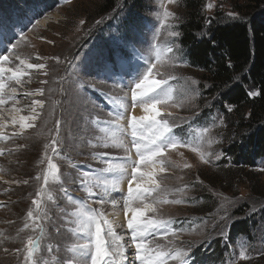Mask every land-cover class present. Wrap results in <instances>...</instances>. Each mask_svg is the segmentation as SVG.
Here are the masks:
<instances>
[{
  "label": "rangeland",
  "instance_id": "obj_1",
  "mask_svg": "<svg viewBox=\"0 0 264 264\" xmlns=\"http://www.w3.org/2000/svg\"><path fill=\"white\" fill-rule=\"evenodd\" d=\"M9 1H16V8H22L19 14L25 17L19 20L20 24L11 26L10 30L14 31L9 30L8 39L16 47L8 45L10 63L0 67L14 69L21 66L23 60L21 67L27 74L21 77L20 84L8 79L11 73L5 74L3 80L6 85L3 95L7 99L0 104V149L4 150L0 155V264H33L26 259L30 237L39 243L33 254L36 261L39 256V264H89L91 254L85 255L76 247L89 241L86 232L89 215L84 203L103 213V218L110 221L117 235L122 237L127 257L124 264H138L136 245L129 238L132 233H129L128 223L121 219L127 210V177L132 171L131 165L124 168L123 178L116 171L108 176L97 174L98 168L108 170L129 158L139 161L130 143L131 115L132 110L143 106L133 107L132 82L138 70L145 69L150 61L155 63L157 58L160 62L152 69L149 80L161 81L157 92L165 89L164 95L168 97L167 103L157 106L162 114L158 119L166 118L172 128L178 127L182 137L170 133L180 141L178 146L166 149L162 157L156 158V164L140 167L142 173L155 172L160 189L147 200H134L130 207L144 212L140 222L144 218L164 221L169 229L149 228V232L157 236L145 242L146 249L154 247L167 253L161 257L166 264H184L187 253L195 249L197 262L201 250L208 249L207 255L213 259L209 264H225L223 261L226 264H264V160L256 161L252 169H236L230 148L245 135L239 124L240 111L235 112L229 106L215 108L217 97L207 96L206 77L189 64L179 43L181 35H169L173 30L181 33L189 14L188 0L172 3L121 0L115 11L106 14L102 12L103 0H53L54 5L48 11L43 0H30V3L3 0L0 21L8 20V25L17 16L8 9L12 3ZM200 1V14L206 22L226 24L264 14V0H260V7L247 0ZM165 8L173 15L165 18ZM128 19H134L137 31L135 42L125 47L123 37ZM169 47L173 48L171 53ZM4 50L0 47V53L9 54ZM101 51L110 61V71H103L100 62L90 56ZM30 63L45 67L27 69ZM84 63H87L86 71ZM12 88L16 89L14 93ZM99 93L109 104L115 105L116 101L120 112L115 114L101 103ZM37 102H42L43 108ZM202 112L206 116H202ZM21 116H35L25 121L34 127L22 128ZM57 120L60 121L59 136L55 127ZM139 131L148 136L147 129ZM53 140L58 143L53 145ZM120 143L131 151L115 146ZM104 155H114L118 162L108 163ZM201 156L209 162L205 163ZM49 159L59 171L56 179L49 177L45 185ZM223 161L227 164L222 165ZM98 162L101 164L97 165ZM24 180L28 183H23ZM204 180L216 182L217 189ZM221 181L226 182L219 186ZM85 185L89 186L85 188ZM43 186L46 189L42 194ZM67 189L81 193L83 202L64 195ZM52 192L56 202H48L46 215H41L33 200L42 196V205ZM207 193L212 196L209 202L205 199ZM153 200L179 203L153 205ZM149 206L156 211H148ZM240 210L245 214L237 216ZM29 211L33 212L31 218L27 215ZM240 219L250 220L251 236H242L231 243L228 241L231 228ZM185 220H189L186 227ZM70 229H75L76 233L71 234ZM220 237H223L221 246L215 241ZM240 253L246 258L241 259Z\"/></svg>",
  "mask_w": 264,
  "mask_h": 264
},
{
  "label": "trees",
  "instance_id": "obj_2",
  "mask_svg": "<svg viewBox=\"0 0 264 264\" xmlns=\"http://www.w3.org/2000/svg\"><path fill=\"white\" fill-rule=\"evenodd\" d=\"M45 1L51 10L53 0ZM119 1L121 0H103L102 12L106 14L115 11ZM247 1L254 6L261 5L260 0ZM2 3L3 0H0V9ZM200 4V0L187 1L189 14L180 29L179 43L191 67L204 73L208 85L207 96L210 99L217 97L213 104L215 108L224 109L229 106L235 112L240 111L239 124L245 135L230 148V158L236 169H252L256 166V161L264 160V14L251 20L240 19L226 24L211 21L209 24L200 14ZM251 90L260 94L251 97ZM202 116H206L205 112H202ZM225 164L227 161H223L222 165ZM204 181L217 189L216 182ZM225 182L221 181L219 186ZM205 199L209 202L212 196L208 194ZM244 214V210L237 212V216ZM262 219L264 221V209ZM249 221L240 219L234 223L228 241L234 243L242 236H251ZM221 240L220 237L215 241L220 245ZM207 254L208 249L201 250L198 261L213 260Z\"/></svg>",
  "mask_w": 264,
  "mask_h": 264
},
{
  "label": "snow or ice",
  "instance_id": "obj_3",
  "mask_svg": "<svg viewBox=\"0 0 264 264\" xmlns=\"http://www.w3.org/2000/svg\"><path fill=\"white\" fill-rule=\"evenodd\" d=\"M169 3H172L173 0H168ZM209 8L212 5H208ZM173 14L168 12L165 8L164 16L165 18L172 16ZM232 15L231 13L229 14ZM209 24L211 21H207ZM3 28L2 23H0V29ZM126 34L123 37L124 46L127 47L135 42L134 36L137 31V24L134 20L128 19L125 21ZM14 31V30H10ZM170 36L178 37L180 33L178 31L169 32ZM0 37H3V31H0ZM23 36L19 37V40H22ZM18 42V41H17ZM8 45H12V47H16L13 42H10L8 38H0V47H3L4 53H9ZM173 45L175 42L173 41ZM168 51L171 53L173 51L172 47L168 48ZM9 55L11 53L5 55L0 53V65L8 64ZM91 57L97 59L100 62V67L104 71H110L109 64L110 61L105 57V54L101 52H93L90 54ZM159 58L156 59L155 63L149 62L148 66L143 70H138L137 78L132 83H134V89L131 91V99L133 101V107L136 105H142L143 111L146 113L139 120L135 117H131V145L135 147L136 155L139 157V161L131 160L129 158L128 161H125L123 164H117L114 168L110 167L108 171H116L121 173V178H123L124 168L130 164L131 165V173L128 175V193H127V202L125 203V208L128 211H133L130 207L134 200H147L148 197L160 189V183L155 179V172H144L140 171V166L147 165L149 163L156 164V158L162 157L165 153L166 149L172 148L175 149L180 141L175 137V135H169L172 133V126L169 124L168 120L158 119L162 114L158 110V105L165 104L168 102V97L164 95L165 89H161V91L157 92L156 89L160 87L161 81L151 80V86H149V77L153 75L152 69L156 67V63H159ZM20 65H24V61H20ZM21 66H16L14 69L9 67H0V104L6 102V97H4V89L6 87L3 80L5 78V74L11 73V76L8 77L9 80L14 79L17 84L21 83V77L27 74V70L23 69ZM45 65L43 64H27V69L38 68L42 69ZM84 70H87V63H84ZM47 75V72L44 73ZM140 76L143 78L140 79ZM43 83H47V81H43ZM163 83H167L163 81ZM131 88V84L127 85ZM16 91L15 88H12V92ZM149 93H155V95H149ZM43 94L42 90L41 93ZM258 92H250L249 95L255 96L259 95ZM14 99V97H13ZM40 108H43L42 102H37ZM127 109H125V112ZM33 112L36 110L33 108ZM38 115V113L36 114ZM36 117H20L21 127H34L33 124H28L26 120H33ZM123 118V117H120ZM147 122V123H145ZM13 123H17L14 119ZM56 134L59 136L60 131V121H56ZM141 129L148 130V136L145 137ZM58 143L57 140H53L52 144L56 145ZM107 147L108 145H104ZM116 147L123 148L125 152H130L131 149L126 147L123 143L115 145ZM55 151V148H53ZM4 154V150L0 149V155ZM201 158L205 163L209 161L205 159L203 156ZM44 161H41L43 163ZM160 163H163L161 161ZM59 171L57 165L51 162V159L48 160V174L44 177V184L47 185L49 181V177L52 179H56V173ZM163 171V168H161ZM145 177H147V181L145 182ZM39 179V177H37ZM19 183V182H17ZM23 183L27 184L28 181L24 180ZM82 183V182H81ZM133 184L136 186L133 187ZM148 185H155V187H149ZM92 195V192L89 190V196ZM51 199V197H50ZM103 202L102 200L100 201ZM179 203V201H151V204L156 203ZM33 204L37 209L41 207L40 202L38 200H33ZM148 211L155 212L156 208L149 206ZM28 217H33V212L29 211L27 213ZM143 215V212H136V215L128 220V228L132 231V239L134 242L142 241L146 236L151 235L149 232V228L159 230L161 227L165 228V231H168L166 224L164 221H156V220H148L144 224L140 223L139 217ZM87 228L86 232L89 236V241L87 243L78 244L76 247L81 250V252L85 255L91 254L89 257V264H124L127 260V257L124 256V251L122 246L115 245V241L113 242L114 247L110 250L109 242L106 240L103 228L104 225L107 226L106 232L107 235L112 237H116V233L113 229V225L106 218H103V213H97L96 215H90L87 218ZM27 227V225H26ZM43 232V229H40ZM117 240H121L122 237H116ZM39 243L37 240L33 238H28L26 252L27 260H32L33 264H39L33 257L34 252L36 251ZM146 245L143 242H136L137 249V258L140 260V264H166V260L161 257L166 256L167 253H159L157 257H153L144 251ZM75 250V249H74ZM119 257V260H117ZM240 258L245 259L243 253H240ZM62 264V262H61ZM184 264H191V257L185 259Z\"/></svg>",
  "mask_w": 264,
  "mask_h": 264
},
{
  "label": "bare ground",
  "instance_id": "obj_4",
  "mask_svg": "<svg viewBox=\"0 0 264 264\" xmlns=\"http://www.w3.org/2000/svg\"><path fill=\"white\" fill-rule=\"evenodd\" d=\"M149 82H150L149 83V86H151V80H149ZM144 115H146V113L143 111V107L132 110V116H135L138 119H140ZM136 212H138V211H127V214H124L123 217L121 216V219L123 221L128 220V219H131V218H133L136 215ZM139 212H143V211H139ZM143 214H144V212H143Z\"/></svg>",
  "mask_w": 264,
  "mask_h": 264
}]
</instances>
